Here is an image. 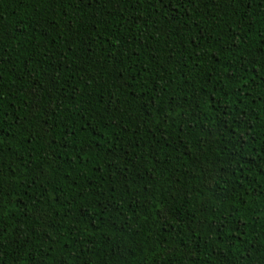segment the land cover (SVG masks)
<instances>
[{"label":"trees","instance_id":"1","mask_svg":"<svg viewBox=\"0 0 264 264\" xmlns=\"http://www.w3.org/2000/svg\"><path fill=\"white\" fill-rule=\"evenodd\" d=\"M0 264H264V0H0Z\"/></svg>","mask_w":264,"mask_h":264}]
</instances>
